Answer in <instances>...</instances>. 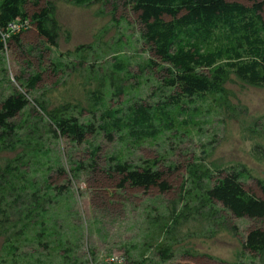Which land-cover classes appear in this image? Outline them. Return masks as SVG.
Masks as SVG:
<instances>
[{
	"label": "trees",
	"instance_id": "obj_1",
	"mask_svg": "<svg viewBox=\"0 0 264 264\" xmlns=\"http://www.w3.org/2000/svg\"><path fill=\"white\" fill-rule=\"evenodd\" d=\"M65 1L88 6L102 0ZM125 5L136 16L139 38L149 54L142 63H136L139 74H131L132 59L124 55L118 41L108 75L98 78L96 70L92 75L95 80L89 81L94 87L88 89L84 104L63 95L51 108L41 99L36 103L43 111L40 119H47L50 137L86 144L90 163L98 158V137L115 142L116 147L107 155V171L119 177V188H157L163 192L169 187L158 160L134 159V150L145 143L197 133L203 118L230 107L226 85L232 77L249 86H264V14L260 3L236 0H126ZM53 13V0H0V61L4 60L7 43L22 46L21 35L27 30L8 33V24L14 20H28L32 25L37 44L27 46L26 51L36 52L40 59L37 71L33 68L28 75H15L18 86L7 78L4 82L0 79V86L5 84L8 92L0 93V233L12 214L19 211L20 218L9 224L7 237L11 240L4 249L13 263L27 256L20 252L21 245L31 243L45 255L43 260L40 250L34 248L27 256L29 263L83 264L71 248L64 247L57 228L49 225L47 207L64 192V188L48 183V175L44 177L58 165L55 160L51 163L49 138L37 134L34 126L17 121L28 107L29 94L43 81V51L57 46L59 30ZM82 47L76 48L73 56L81 65L86 63ZM53 55L48 62L50 69L65 74L73 64L64 60L70 54ZM146 73L155 78V84L144 97L141 86L150 80ZM134 77L136 86H123L124 81ZM83 168L79 165L73 171ZM57 171L62 173L63 169ZM186 172L200 190V196L196 193L194 197L203 202L202 206L220 204L236 218L264 222V197L245 190L244 182L251 176L244 167L215 165L208 170L195 162L187 166ZM39 174L41 181L37 182ZM257 183L264 192V181ZM172 222L178 225L180 217ZM168 227L165 224L167 234L171 232ZM148 248L153 257L146 260L142 255L132 264H164L173 256L167 238L160 237ZM242 250L251 255L264 254V225L248 233Z\"/></svg>",
	"mask_w": 264,
	"mask_h": 264
},
{
	"label": "rangeland",
	"instance_id": "obj_2",
	"mask_svg": "<svg viewBox=\"0 0 264 264\" xmlns=\"http://www.w3.org/2000/svg\"><path fill=\"white\" fill-rule=\"evenodd\" d=\"M125 1L102 0L76 6L65 0H53V18L59 30L57 46L43 51V81L29 94L28 107L17 118L25 126H34L37 134L49 138L51 163L53 160L58 163L51 172L44 173V177L49 176L51 186L64 188L58 200L47 207L49 225L57 228L64 247L71 248L83 264H107L110 257H118L116 264H132V260H139L142 255L147 260L153 257L149 244L160 237L169 239L173 248L172 258L164 264H264V254L251 255L242 250L248 233L264 222L236 218L220 204L202 206L203 202L194 197L196 193L200 196V190L186 172L187 166L195 162L206 165L208 170H213L215 165L244 167L251 176L244 182L245 190L256 197H264L257 183V180L264 181V86H249L232 77L226 85L230 107L203 118L197 133L187 138L145 143L134 150V159L158 160L169 187L163 192L157 188H119V177L107 171V155L116 147L115 142L98 137V158L90 163V148L86 144L75 145L64 138L50 137L47 119H40L43 111L36 100H43L51 108V104L63 95L84 104L88 89L94 87L89 81L95 80L92 75L96 70L98 78L108 75L118 41L124 55L132 59L131 74H139L136 63H142L149 54L139 38L136 16ZM236 1L260 3L264 14V0ZM28 28L21 35V47L14 42L5 45L4 60L0 61L2 82L7 78L15 86V75L23 72L28 75L33 68L40 69L36 52L27 54L26 51L27 46L37 44L34 28L32 25ZM81 46L86 51L83 65L73 57L76 48ZM67 53L70 56L65 62L73 64L65 74L53 73L49 59L53 54ZM145 76L150 77L148 73ZM136 79L129 78L123 86H136ZM154 79L150 77L141 86L144 97L155 84ZM1 90L8 93L5 84L0 86V93ZM124 98L122 96L121 100ZM79 165L84 168L73 171ZM57 168H62L63 172L59 173ZM40 178V174L35 177L37 182ZM12 216L0 233V264H34L27 259L37 248L31 243L21 245L20 252L27 256L18 262H11L5 255L4 249L11 240L7 237L11 231L9 224L20 218V212ZM178 217L180 223L174 226L172 221ZM165 224H169L167 230H171L168 234ZM36 250H40L44 260V251L40 247Z\"/></svg>",
	"mask_w": 264,
	"mask_h": 264
},
{
	"label": "built area",
	"instance_id": "obj_3",
	"mask_svg": "<svg viewBox=\"0 0 264 264\" xmlns=\"http://www.w3.org/2000/svg\"><path fill=\"white\" fill-rule=\"evenodd\" d=\"M29 25L30 24L28 20H25V21L14 20L13 22L8 24V33L14 34V33L25 31L28 29ZM107 259H108L107 264H116L117 262H119L118 257H110Z\"/></svg>",
	"mask_w": 264,
	"mask_h": 264
}]
</instances>
